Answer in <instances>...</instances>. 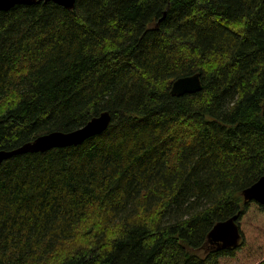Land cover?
Wrapping results in <instances>:
<instances>
[{
	"label": "trees",
	"instance_id": "1",
	"mask_svg": "<svg viewBox=\"0 0 264 264\" xmlns=\"http://www.w3.org/2000/svg\"><path fill=\"white\" fill-rule=\"evenodd\" d=\"M195 74L199 93L171 94ZM103 113L82 145L2 164L0 264H264L243 195L264 177V0L0 11V150ZM232 217L241 243L217 249Z\"/></svg>",
	"mask_w": 264,
	"mask_h": 264
},
{
	"label": "water",
	"instance_id": "2",
	"mask_svg": "<svg viewBox=\"0 0 264 264\" xmlns=\"http://www.w3.org/2000/svg\"><path fill=\"white\" fill-rule=\"evenodd\" d=\"M78 0H0V11H9L17 5H37L40 3L53 2L69 11L75 9ZM202 90L201 75L195 74L176 80L171 89V94L176 97L192 95ZM111 123L108 113L90 120L85 126L72 132H51L42 135L32 142L26 143L13 150H0V167L2 164L16 156L25 154L46 153L53 149L77 147L85 141L105 132ZM245 201H255L264 207V177L243 193ZM237 217L214 225L208 235V242L220 250H233L241 243V234L236 223Z\"/></svg>",
	"mask_w": 264,
	"mask_h": 264
},
{
	"label": "rangeland",
	"instance_id": "3",
	"mask_svg": "<svg viewBox=\"0 0 264 264\" xmlns=\"http://www.w3.org/2000/svg\"><path fill=\"white\" fill-rule=\"evenodd\" d=\"M212 246H214V245H212ZM241 254H243V253H241ZM237 258H235L234 260H232L231 262H229V263H231V264H241V263H239V261L237 262V260H236ZM56 260H58L57 258H53V260L52 261H56ZM226 264H228L227 262H226Z\"/></svg>",
	"mask_w": 264,
	"mask_h": 264
}]
</instances>
